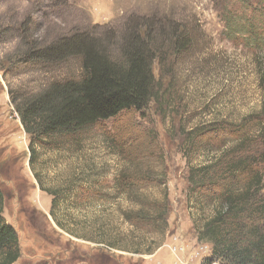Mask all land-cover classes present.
<instances>
[{
    "label": "trees",
    "instance_id": "obj_1",
    "mask_svg": "<svg viewBox=\"0 0 264 264\" xmlns=\"http://www.w3.org/2000/svg\"><path fill=\"white\" fill-rule=\"evenodd\" d=\"M51 1L63 5L67 0ZM223 2L226 37L253 57L261 107L243 116L219 114L191 127L177 81L181 64L201 51L184 26L168 23L159 34L156 25L143 21L112 51L110 39L103 43L100 35L88 31L44 43L35 20L27 17L16 25L12 16L0 15V43H14L0 58L1 77H45L34 91H7L29 138L32 171L37 148L82 155L92 131L100 134L106 154L118 162L114 198L102 188L93 165L87 166V175L72 178L63 201L35 174L40 190L52 197L49 214L60 230L135 255L150 256L162 247L169 208L166 176L158 164L162 150L155 134L148 133L147 141L140 143L131 135L133 116L146 119L144 113L154 104L187 159L185 200L191 229L198 243L210 246V256L200 264H264V0ZM158 38L161 46L155 44ZM169 104L174 107L170 115ZM111 122L110 129L103 126ZM191 158L198 160L193 164ZM119 199L126 205L110 212L118 213V225H113V216L100 219L105 210L84 215L71 211ZM3 201L0 192V264H14L20 257L18 237L3 217ZM68 201L71 209L65 207L59 218L61 204Z\"/></svg>",
    "mask_w": 264,
    "mask_h": 264
},
{
    "label": "rangeland",
    "instance_id": "obj_2",
    "mask_svg": "<svg viewBox=\"0 0 264 264\" xmlns=\"http://www.w3.org/2000/svg\"><path fill=\"white\" fill-rule=\"evenodd\" d=\"M223 3V0H67L58 5L51 0H0V15L12 16L16 25L27 17L35 20L44 43L75 31H88L100 35L103 43L110 39L112 51H117L129 29L143 21L156 25L155 32L159 34L168 23L184 26L194 37L197 51L202 53L181 64L177 81L191 127L219 114L243 116L261 107L253 57L238 41L226 37ZM155 44L161 46L162 38ZM13 47V42L0 43V58ZM44 81L45 77L39 74L5 79L0 74V192L4 200L3 217L18 237L20 257L14 264H200L209 257L210 246L197 242L186 208L187 159L182 155L177 136L169 137V123L163 125L154 104L144 113L146 119L133 116L131 135L134 140L140 139V143L142 139L147 141L148 133L155 134L162 150L158 164L161 162L160 171L166 176L169 198L168 231L162 247L150 256L130 254L70 236L55 225L49 214L52 197L40 190L35 174L43 187L58 192L63 201L72 178L87 175V166L93 165L94 174H100L99 180L103 181L102 188L114 198L112 183L118 162L106 154L100 134L92 131L84 144L85 155L37 148L32 171L29 138L9 103L7 91L14 87L34 91ZM166 109L170 115L174 107L169 104ZM112 123L103 126L110 129ZM191 159L193 164L198 160ZM121 204L126 205L120 199L97 201L95 205L72 210V202L68 201L61 204L57 214L61 218L65 207L83 215L105 210L100 219L105 221L113 216L110 218L113 225H118V213L110 212L117 211Z\"/></svg>",
    "mask_w": 264,
    "mask_h": 264
}]
</instances>
